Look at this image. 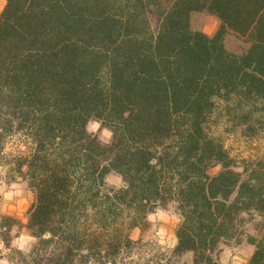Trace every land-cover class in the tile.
I'll list each match as a JSON object with an SVG mask.
<instances>
[{"label":"trees","instance_id":"1","mask_svg":"<svg viewBox=\"0 0 264 264\" xmlns=\"http://www.w3.org/2000/svg\"><path fill=\"white\" fill-rule=\"evenodd\" d=\"M221 106L249 138L264 132V0H6L0 165L34 193L35 238L25 252L3 236L8 260L125 264L142 242L131 232L174 203L177 244L151 262L220 264L221 243L250 224L247 264H264V152L241 158L206 132ZM16 136L24 148L6 154Z\"/></svg>","mask_w":264,"mask_h":264},{"label":"rangeland","instance_id":"2","mask_svg":"<svg viewBox=\"0 0 264 264\" xmlns=\"http://www.w3.org/2000/svg\"><path fill=\"white\" fill-rule=\"evenodd\" d=\"M6 4V1H5ZM5 7V5H4ZM219 20L213 14H207L203 21V30L208 35H213L218 27ZM234 106L231 111L226 107H219L212 114L206 123V132H211L214 135L221 136L227 147L234 154L244 158L250 154H258L264 152V132H257L258 138H249L245 131V117L238 115ZM88 131L97 135L103 142L111 141L112 133L104 127L100 121L91 120L88 123ZM260 136V138H259ZM262 137V139H261ZM22 141L19 136L11 138L7 144L6 154L23 149ZM108 182L116 187L123 184L121 175L111 172L107 176ZM5 192L8 195L3 196ZM18 199L17 202L24 203L28 207L20 210L19 217L9 213L4 206V198ZM34 201V193L28 186L26 180L15 178L7 173V167L0 165V264H12L8 257L11 251L6 247L3 236L8 237L11 246L22 249L27 252L35 241L29 231L23 226L28 218V211ZM182 221L181 215L177 211L176 205L171 203L167 208H157L147 215L145 225L134 229L131 232V237L134 240H142V242L134 246V254L131 258L126 259L125 264H155L157 261L151 262L154 256L158 255V250L170 252L177 243L176 231ZM1 224L5 227H1ZM9 225L11 230L9 231ZM252 231L251 225H246L243 233L236 238L221 243L217 255L220 264H247L249 253L254 251V246L247 241L248 234ZM3 241V243H2ZM157 247L153 249V247ZM251 246V247H249ZM192 252L185 253L181 260L185 263H191ZM158 260V259H157ZM160 262V261H159ZM164 264V261H162Z\"/></svg>","mask_w":264,"mask_h":264},{"label":"crops","instance_id":"3","mask_svg":"<svg viewBox=\"0 0 264 264\" xmlns=\"http://www.w3.org/2000/svg\"><path fill=\"white\" fill-rule=\"evenodd\" d=\"M5 1L6 0H0V13L4 9ZM5 195L7 196L8 192H5L3 196H5ZM13 198L9 199V198L5 197L4 200H3L4 203H5L4 206H5V209H7L9 213H12L13 215L19 217L21 215L20 210H23V209L25 210L28 207V205L26 206V205H24V203H19V202H17L18 199L15 200ZM0 241H1V239H0ZM2 243H3V241H2ZM176 244L177 243L175 242L172 245V247H175ZM251 246H249V247H251ZM249 249H251V252L249 253V256H248L250 258L252 253H253V251H252V248H249Z\"/></svg>","mask_w":264,"mask_h":264}]
</instances>
